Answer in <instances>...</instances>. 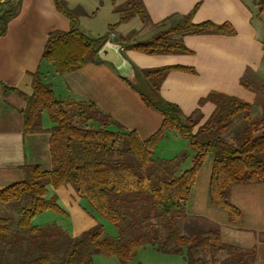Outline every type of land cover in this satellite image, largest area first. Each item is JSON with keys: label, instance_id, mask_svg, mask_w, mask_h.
Here are the masks:
<instances>
[{"label": "trees", "instance_id": "1", "mask_svg": "<svg viewBox=\"0 0 264 264\" xmlns=\"http://www.w3.org/2000/svg\"><path fill=\"white\" fill-rule=\"evenodd\" d=\"M1 1L9 4L13 0ZM23 1L15 8L3 9L0 5V38L18 17ZM53 1L57 10L69 19L70 29L49 35L42 60L51 63L60 75L96 63L99 51L121 23L134 16L150 23L142 0H129L116 8L124 14L119 22L110 26L104 36L94 38L80 28L81 17L87 15L81 8L72 9L65 0ZM111 1L116 5V0ZM252 1L258 15L264 16V0ZM197 7L184 16L182 24L167 31L143 41L122 38L121 42L127 50L147 55L192 54L184 44L185 36L236 35L229 23H194ZM162 25L165 23L153 26ZM173 71L195 73L185 66L140 70L145 85V91L139 89L142 101L163 117L160 129L146 139H141L136 131L125 129L93 104L58 98L41 72L32 74V94H21L27 102L23 111L24 128L26 133L44 132L41 117L43 112H48L53 124L46 130L50 134L52 169L44 171L39 166H26L23 182L0 190V204L14 205L19 214L14 229L11 218L0 217V264H94L97 255L116 257L120 263H127L147 244L166 248L170 242L176 243L171 251L177 253L186 247L217 252L233 248L222 244L220 227L198 233L196 225L187 224L185 229L191 235L184 236L179 223L189 219L186 207L192 188L210 154L214 155L210 202L227 213L230 223H243V213L231 202L230 191L234 185L264 184V103L262 116L255 121L253 104L213 91L200 100L201 105L215 106L213 114L202 123L204 115L199 109L185 115L177 104L162 98L161 87ZM238 116L247 118L249 124L229 140L225 133ZM174 131L188 141L193 156L185 152L173 160L158 159L155 152L159 144ZM49 186L55 190L72 187L87 203V211L94 213L97 224L78 237L70 236L56 225L46 228L34 225V218L46 212L69 216L57 197H48ZM152 219H157V224ZM104 220L116 229V237L106 234ZM255 253L253 249L234 256L238 264H253Z\"/></svg>", "mask_w": 264, "mask_h": 264}, {"label": "crops", "instance_id": "2", "mask_svg": "<svg viewBox=\"0 0 264 264\" xmlns=\"http://www.w3.org/2000/svg\"><path fill=\"white\" fill-rule=\"evenodd\" d=\"M65 1L70 8H81L87 14L81 17L80 28L94 38L104 36L109 27L117 24L122 17L114 13V7L109 6L104 13L115 20L106 23V33L103 31L97 34L94 26H86L85 21H94L100 15L101 7H97L99 1L96 3L87 0L90 5L95 6L92 9L83 5L78 6L75 0ZM109 1L113 6L112 1ZM127 1L129 0H116V5L125 4ZM101 2L102 0L100 6ZM142 2L148 12L150 23L146 24L141 17L134 16L121 23L109 37L108 42L120 45L124 57L132 64L133 72L123 77L113 65L103 62L99 57L96 63L60 75L55 67L42 60V55L49 35L55 31H69L70 21L57 10L53 0L23 1L21 13L9 24L6 35L0 38V190L23 182L26 178V166H39L44 171L52 169L50 134L46 130L51 129L53 124L48 112H43L41 117L44 132L26 133L24 128L23 111L27 102L21 94L27 96L32 94L34 73L43 74L45 82L52 85L58 98L93 104L125 129L136 131L141 139L153 135L163 122V117L142 101L140 90L129 83L137 84L142 79L140 73L142 69L165 66H185L194 69L195 73L171 72L160 91L163 99L177 104L186 115L198 109L199 100L213 91L251 103L247 101L250 99L239 97L235 95L238 91H234L244 70L251 66L254 74H258L264 59V42L254 26L252 11L248 4L242 0H142ZM105 6L106 4L102 9H105ZM196 6L198 7L193 17L194 23L206 21L215 24L229 23L236 30V35L185 36L184 44L192 54L147 55L127 50L121 42L122 38L133 41L147 40L157 31L153 25L183 20ZM48 78L50 81H47ZM6 89L12 91L6 92ZM214 110L215 106L212 103L201 107L204 115L202 123L209 119ZM242 117L240 121L237 120L240 116L236 117L232 124V126L237 124V129H241L237 135L249 124V120ZM229 136V140L235 137L233 133ZM185 141L186 148L183 151H176L179 153L173 152L168 160L176 159L190 151L189 143ZM208 157L209 155L198 171L186 207L187 215L204 218L220 226L223 243L233 247L228 250L232 251L233 255L255 249L253 264H264V184H239L231 188L230 200L242 211L244 217L242 224L230 223L227 213L221 212L211 202V207L200 211L191 198L199 187L198 179ZM212 166L213 161L211 171ZM210 177L211 172L207 179L208 188ZM55 193L58 196L57 200L59 199L58 204L67 213L68 209L72 212H70L72 227L74 224L82 225L79 228L74 227L77 233H72L73 237L93 225L94 220L86 211V204L81 203L72 187H62L55 190ZM208 198L210 201V197ZM80 204L82 208L79 207ZM59 217L57 213L46 212L35 217L33 222L38 227L56 223L64 230H69V223ZM110 232L112 237L117 236V231ZM238 235L242 236L243 240L238 239ZM258 239L261 243H258ZM107 262L118 264L119 261L109 258Z\"/></svg>", "mask_w": 264, "mask_h": 264}, {"label": "rangeland", "instance_id": "3", "mask_svg": "<svg viewBox=\"0 0 264 264\" xmlns=\"http://www.w3.org/2000/svg\"><path fill=\"white\" fill-rule=\"evenodd\" d=\"M19 1L20 0H13L9 4L5 3L6 1H1L0 5L2 6L3 9H8L9 7L15 8ZM75 1H76L75 3L78 6L83 5V6L88 7L89 9H92L93 7H95L94 5L92 6V4L90 5L89 4L90 2H88L87 0H75ZM92 1H94V2L99 1V3L97 4V7H101L100 8L101 13H100V15H98V17H96V19L94 21H89V22L85 21V25L88 27L94 26V30L97 34L102 33L103 31H105L104 33H106V31H107V29L105 28V26L107 27L106 23H108V21H114L115 20V19H112L107 13H104V12H106V10H108L109 6H111L112 8L114 7V13L116 15H118L120 17L124 16V14H122L121 12L119 13L116 11L117 7L120 8L124 4L112 6L109 0H105V1L102 0V2H101L102 6L106 4L105 9H102V6H100V0H91V2ZM242 1L250 6V9L252 11L251 17H252L254 26L256 27V29L259 32L260 39L264 42V16L260 17L258 15V9L252 0H242ZM22 7H23V4H22ZM22 7L20 9H18V11H20L19 14L22 11ZM113 18H115V17H113ZM182 23H183V20L173 21V22L168 23V24L166 23L165 25H162L161 27L157 28L156 33L167 31L170 28H173V27H175L179 24H182ZM46 63L51 65V63H48V62H46ZM250 67L251 66H248L244 70L243 74L238 78L237 87L235 86L234 91H238V92H235V95L237 94L239 97L250 99L247 101H251V103L254 105L252 119L257 121V120H260L262 113H263L264 90L262 89V85H264V59L262 60L261 67H260L261 70L258 74H254L253 69ZM47 81H50V78H48ZM135 86L138 89L145 91V85H144L142 79H140V81H138L137 84L135 82ZM249 93H251V94L249 95ZM206 104L207 103L201 105L200 100H199L198 109L201 111V107H204V105H206ZM183 113H184V111H183ZM77 118H79V117L76 116V119ZM242 118L243 117L240 116V118H238L237 120L240 121ZM237 127H238L237 124H234L233 126H231L230 129L225 133V137L229 139L230 138L229 135H231V133H233V136H236L237 135L236 133H238V131L241 130V129L238 130ZM168 134H169V136L166 139H164L161 142V144L158 146V148L155 152L156 157L169 159L171 157V155H173L172 154L173 152L179 153L176 151H183L186 148L185 144H187V142L185 140H183L179 134H177L175 131L169 132ZM188 152L193 156V152L191 151V149ZM213 160H214V155L210 154L208 157V160L206 161V163L203 166L202 171L200 173V176L198 179L199 180V183H198L199 187H198L197 191H195L193 193V196L191 198V201L193 200L192 201L193 204L197 205V207L199 208L200 211L205 209V208H208V206L211 207V204H210V201L208 198L209 197L208 196L209 188H208V184H207V179H209V175L211 172V165H212ZM186 166H189L188 163L186 164ZM48 189H49V194H48L49 198L53 197V196L58 198V196L55 195L56 194L55 189H53L51 186H49ZM81 203L86 204V211H87V208H89L87 206V203L85 201H83L82 199H81ZM22 205H25V204L22 203ZM79 207L82 208V204H80ZM14 208H15L14 205L10 206V205L0 204V217L11 218L13 220V225L11 228H13V229L16 226V222L19 220V214H18L17 210ZM219 210L226 214L225 211H223L221 209H219ZM68 211H69L68 217H64V216L60 215L59 218L62 217L61 219L64 220V222L69 223V225H68L69 230H64L61 227L60 228L63 229L66 233H68L70 236H72V233H77V230H75V228L82 227V225L74 224L75 228L72 227V225H73L72 221H71V213L72 212L69 209H68ZM198 213H204V212H198ZM89 214L93 217V218H91V217L90 218L92 220H94V223H93V225L86 227V230H84L83 232L89 230L90 228H92L93 226H95L97 224V219L93 215L94 213L93 214L89 213ZM192 216H190L189 219H186V220L184 219L179 223L180 232L184 236L191 235L185 229V226L187 224L189 225V227L196 225V228L198 229V233L208 232L209 230L214 229L215 227H220L217 224H214V223L208 221L207 219L199 217L200 219L198 221V219H196ZM98 218H100V217H98ZM157 221H158L157 219H152V222L154 224H157ZM104 223H105V227H106V234L112 237V233L110 232V230L116 231V229L109 222L105 221ZM33 224H34V222H33ZM47 224L50 225V223H47ZM54 225H56V223ZM84 225H87V224H84ZM56 226H58V225H56ZM40 227L46 228L47 225L40 226ZM222 229L223 230L225 229V221H224V226L222 227ZM83 232H81V234ZM80 235H78V236H80ZM78 236H76V237H78ZM238 239L243 240L242 236H239V235H238ZM259 242L260 241L258 239V243ZM222 244H224L223 239H222ZM175 245H176L175 242H170L169 244H167L166 248H163L160 244H158V245L147 244V245L143 246L142 248H140L137 252V255L133 259H131L129 262L120 263V261L118 260L119 261L118 264H238L237 263L238 260H235L236 256H234L232 254V251H228V250L225 251L224 250V251L217 252L216 249L205 250V249L199 248V247L195 248L193 250V248L188 249V247H186V248L182 249V253H177V252L171 251L172 248L175 247ZM263 248H264V245H263ZM229 250H231V249H229ZM263 250L261 251V253L263 252ZM109 258H111V259L113 258V260L117 259L116 257H106L104 255H97V256H94L93 262H94V264H108L107 260H109ZM249 260H250V257L247 258V261H249ZM259 262L260 263L262 262L261 258L259 259ZM263 263H264V260H263ZM15 264H22V262L21 263H15ZM52 264H54V262ZM55 264H57V262H55Z\"/></svg>", "mask_w": 264, "mask_h": 264}, {"label": "water", "instance_id": "4", "mask_svg": "<svg viewBox=\"0 0 264 264\" xmlns=\"http://www.w3.org/2000/svg\"><path fill=\"white\" fill-rule=\"evenodd\" d=\"M98 57L108 64L114 66L121 76H129L133 72L132 64L121 52V46L108 42L99 51Z\"/></svg>", "mask_w": 264, "mask_h": 264}]
</instances>
